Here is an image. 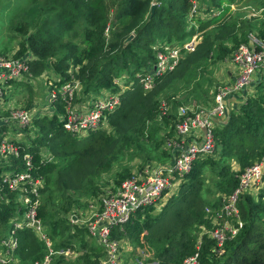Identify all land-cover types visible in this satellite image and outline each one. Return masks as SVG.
<instances>
[{
	"label": "trees",
	"instance_id": "trees-1",
	"mask_svg": "<svg viewBox=\"0 0 264 264\" xmlns=\"http://www.w3.org/2000/svg\"><path fill=\"white\" fill-rule=\"evenodd\" d=\"M28 1L26 17L15 27L22 34L15 57L30 55L32 75L39 76L45 68L51 69L60 79L58 83L72 75L82 85L81 94L88 96L101 89L118 91L114 80L122 77V73L127 74L121 103L108 113L109 131L98 129L84 137L65 131L58 116L62 110L59 101L54 103L52 114L45 112L34 117L26 128L28 137L29 129L34 125L38 127V135L27 151L33 155L32 162L40 167L38 173L45 177V188L41 190L42 193L45 189V196L38 216L51 230L45 231L54 250L70 248L78 252L70 263L63 254H53L49 264H99L104 252L97 242L80 254V247L86 245V241L82 243L80 237L73 241L72 234L63 236L66 229H59L60 224L66 226L71 220V215L57 218L58 214L52 211L53 205L59 206V212L67 205H61L56 197L67 187L63 183L81 189L86 184V196L90 200L98 199L103 193L98 191L97 185L101 174L120 167L123 173L114 176L113 189L132 175L130 169L122 165L126 155L150 157L160 161L157 165L167 164L175 151L169 146L168 150L163 149L162 144L168 145L175 136L178 140L174 129L180 117L178 107L187 105L182 99L197 97L195 90L209 66L228 60L240 44L248 42L250 34L264 39V21L257 26L253 17H243L245 10L231 11L230 5L242 0H199L207 8L222 6V13L210 19H197L196 31L201 38L194 50L183 51L175 69L157 76L153 88L144 91L137 74L148 71L154 63L155 45L160 41L183 42L195 31L187 23L193 0H155L158 6L152 14L153 0ZM131 32L133 37L125 42ZM205 79L212 82L209 77ZM252 90L243 101L229 108L223 119L213 118L215 149L210 153L212 156L198 157L174 192L167 193L163 205L140 207L126 223L112 226L113 239L120 241L128 236L133 244H146L153 253L155 260L152 261L157 264H182L195 252H198V264H264V189L255 196L239 195L237 204L243 225L221 246L203 234L197 249V239L192 235L197 227L211 226L209 217L204 216L206 199L202 193L207 191L204 168L209 167L218 176L216 193L223 196L231 194L238 186V176L245 167L264 160V83L256 84ZM182 92L184 96H178ZM195 104L187 106L200 107L194 108ZM208 105L209 102L203 107ZM42 152L49 153L52 161H43ZM228 159L237 162L241 170L234 171L226 162ZM51 173L53 183L48 187L47 176ZM13 196L0 182L3 198L0 199V236L8 230V221L15 210ZM220 197L210 202L213 210L221 206ZM154 206H161L156 214L151 213ZM56 230L52 236L51 232ZM78 231L85 230L79 228ZM18 237L14 250L17 261L11 264H35L48 253L31 229L20 230Z\"/></svg>",
	"mask_w": 264,
	"mask_h": 264
},
{
	"label": "built area",
	"instance_id": "built-area-1",
	"mask_svg": "<svg viewBox=\"0 0 264 264\" xmlns=\"http://www.w3.org/2000/svg\"><path fill=\"white\" fill-rule=\"evenodd\" d=\"M154 3L158 6L155 0L151 5ZM221 13L222 6L207 8L205 3L193 0L187 18L197 23V19H210ZM196 23L190 24L195 31L183 42L160 41L155 45L154 63L148 71L137 74L144 91L153 88L157 76L175 69L183 51L194 50L201 38L200 32L196 31ZM29 59L28 54L20 57L0 55V168L5 167L0 171V182L12 192L15 204V210L8 221L9 228L0 236V264L17 261L14 250L19 242L18 232L22 229H31L47 248L48 253L43 260L35 264H49L51 256L56 253L64 256L74 253L69 248L53 249L52 241L38 216L45 177L38 173L40 167L32 162L33 155L27 151L30 143L26 140V128L30 127L33 118L45 112L52 114L54 103L59 101L62 104V110L58 113L59 120L62 128L70 134L84 137L98 129L108 130V113L120 105L121 93L126 88V78L122 76L114 80L119 87L118 91L101 89L87 96L81 94L82 85L72 75L61 83H58L60 79L57 76H47L45 104L40 105L35 100L33 106L26 109L10 105L5 100L6 91L30 71ZM229 59L236 66L237 72L233 71V79L229 84L215 89L212 102L207 107H178L180 117L174 124L178 140L168 142V146L175 151L172 159L167 164L145 169L141 175L127 177L116 189H106L98 200H90L92 202L86 226L88 234L104 252L99 264H128L122 258L120 241L111 237V227L126 223L132 212L140 207L163 205L164 196L176 188L194 161L201 155L213 153V118L223 119L229 108L251 94L250 86L264 83V39L250 34L248 42L240 44ZM28 77H32V74L29 73ZM162 108L166 110L164 103ZM41 156L44 157L43 161H52L49 153L42 152ZM17 160L19 163H15ZM238 178V186L233 192L222 196L221 206L217 210L207 211L211 226L200 227L202 234L197 237V249L203 234L216 240L219 246L227 237L236 235L243 225L237 204L239 195L249 193L255 196L264 189V160L245 167ZM139 263L157 264L154 261ZM182 264H198V252L185 258Z\"/></svg>",
	"mask_w": 264,
	"mask_h": 264
},
{
	"label": "rangeland",
	"instance_id": "rangeland-1",
	"mask_svg": "<svg viewBox=\"0 0 264 264\" xmlns=\"http://www.w3.org/2000/svg\"><path fill=\"white\" fill-rule=\"evenodd\" d=\"M28 0H0V55H14L19 49V43L22 40V34L19 33L15 27L16 25H19L20 22H23L26 14L25 11L28 8ZM232 7L231 11H244L246 15L249 17L254 18V23L258 26L261 21H264V0H242L236 3L231 4ZM189 16V15H187ZM29 17V16H28ZM188 21V20H187ZM188 27L190 24L196 23V21H188ZM197 24V23H196ZM198 25V24H197ZM130 35H134L133 32L130 33ZM233 71L234 73L237 72L236 66L229 60L217 62L215 64H212L209 66V70L205 72V77L202 75L200 78L201 84L200 86L195 90V94H197V97L194 96H188L184 97L183 103L184 104H195L194 108H196V105L198 106H205L207 102L209 104L212 102L213 93L215 89L219 86H224L229 84L233 79ZM30 71L25 74V76L22 78L21 81L12 84L9 89H7L5 94V100L8 101V104L13 106H19L22 108H31L33 106V103L35 100L38 101L40 105H43L46 103L45 101V84H46V78L47 76L55 77L54 72L51 69L43 70V72L39 76L32 75V77H28ZM232 78L229 77L231 76ZM125 78H127L126 73H122ZM211 78V80H206ZM27 81V82H26ZM29 82V83H28ZM214 90V91H212ZM180 97L184 96V93L182 92ZM190 105V106H191ZM39 117V116H38ZM110 130V127H108V131ZM38 127L34 125L29 129V136L26 137V140L31 144L32 140L35 138L37 133ZM172 138L171 140H176ZM162 148L168 150V145L166 142H163ZM212 156V154H210ZM160 161L156 159L148 158H141L140 156H137L135 154L132 155H126L122 160L123 167H128L130 169V173H132L131 176H136L137 174H142L145 169L155 167ZM231 165V168L235 171L241 170L240 166L237 162L228 159L226 160ZM204 176L206 177V190L203 192V197L206 199V207L204 216L207 218V211L209 209H213V207L210 205L211 201L217 200V197H220V193H216V183L218 181V176L213 174L209 167H205L204 170ZM119 173H123L120 170L119 166H115L110 172H104L101 174V176L98 178L97 185L100 187L98 191L104 192L106 189H113L115 186L113 185L114 176H116ZM129 176V177H131ZM48 181V187H51L50 184L53 183V175L52 173L49 174ZM63 186H67L65 189H63L61 194H57L56 197L58 198V202L61 201V205L67 204L64 210H61L59 212V209L57 205H53L54 209L52 211L56 212L57 218H62L74 215V218L71 217L70 222L66 223V226L64 224H60L59 229H66V232L63 234V236H68V234H72L73 236L71 239L74 241L75 237H80L81 240L86 241V245H82L80 247V244H78V247H80V254H84L86 250L90 247L95 245L96 241L89 237V234L87 232V226H86V219L88 215V210H90V204L92 201H90V197L86 196V191L84 192V189L86 187V184L82 187V189L78 186L63 183ZM53 187V185H52ZM45 188V186H44ZM45 190V189H44ZM41 193V203H43L44 196L43 192ZM46 192V191H45ZM174 192V190H172ZM99 193V194H100ZM98 194V195H99ZM97 195V196H98ZM48 196V195H47ZM168 197V194L164 196V199ZM222 197V195H221ZM220 197V198H221ZM98 200V199H96ZM161 206L156 207L154 206L151 213L156 214L160 211ZM217 209V208H214ZM59 212V213H58ZM144 213L143 215H145ZM151 215V214H150ZM56 217L53 218V221L57 219ZM224 221H227L226 218H224ZM42 222V220H41ZM43 227L45 230L49 233L51 230L49 227L45 226L44 222H42ZM204 225V224H202ZM50 226V225H49ZM207 226V225H206ZM67 227V228H66ZM84 229L85 231L79 232L78 229ZM200 227H197L195 231L192 232V235H194L195 239L197 237H200ZM57 230L52 233V236H55ZM120 240V245L122 246V252H123V260L128 261V264H140L141 263H147L152 262V260H155L153 258L152 251L147 247V245L140 246L138 244H133L129 237H124ZM86 248V250L84 249ZM70 249V248H69ZM73 250L72 255L65 256L68 258L67 262H72L78 255V252ZM103 257V256H102ZM101 257V258H102Z\"/></svg>",
	"mask_w": 264,
	"mask_h": 264
},
{
	"label": "water",
	"instance_id": "water-1",
	"mask_svg": "<svg viewBox=\"0 0 264 264\" xmlns=\"http://www.w3.org/2000/svg\"><path fill=\"white\" fill-rule=\"evenodd\" d=\"M157 7V4L154 3L150 6V13L152 14L154 9ZM133 37V35H129L126 39H125V42L129 41L131 38ZM74 218V217H73Z\"/></svg>",
	"mask_w": 264,
	"mask_h": 264
},
{
	"label": "crops",
	"instance_id": "crops-1",
	"mask_svg": "<svg viewBox=\"0 0 264 264\" xmlns=\"http://www.w3.org/2000/svg\"><path fill=\"white\" fill-rule=\"evenodd\" d=\"M229 77L232 78V73H231V76H229ZM253 88H254V86H250V88H249V92H250V91H253V90H252Z\"/></svg>",
	"mask_w": 264,
	"mask_h": 264
}]
</instances>
